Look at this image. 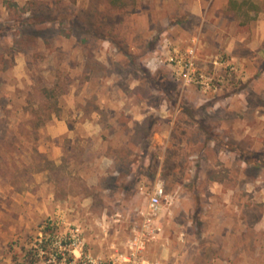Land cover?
<instances>
[{"label": "rangeland", "instance_id": "rangeland-1", "mask_svg": "<svg viewBox=\"0 0 264 264\" xmlns=\"http://www.w3.org/2000/svg\"><path fill=\"white\" fill-rule=\"evenodd\" d=\"M208 1L0 0V264H264L260 19Z\"/></svg>", "mask_w": 264, "mask_h": 264}, {"label": "crops", "instance_id": "crops-1", "mask_svg": "<svg viewBox=\"0 0 264 264\" xmlns=\"http://www.w3.org/2000/svg\"><path fill=\"white\" fill-rule=\"evenodd\" d=\"M250 1H252L251 6H252V9L254 10V13L258 14L256 16L258 17V19H260L256 21L255 23H252V28L254 29L255 27L256 29V38H254L252 42L249 41L246 43H244L245 42L244 40L246 39L248 41V39L243 36L239 37L238 39L235 38V40H238L240 43H243L250 50L252 49L253 51H255L257 55L261 53H263L262 55H264V52L261 51L260 40H259V38L264 39V0H250ZM211 3H213L214 5V0H209L207 2L208 8L210 7ZM243 3L246 4L245 1H243ZM195 4H196V7L194 9H196V11L194 10L193 13L200 14L203 11L201 0H196ZM261 16H263L262 20H261ZM70 132L71 130L68 128L65 121L56 120L55 122L52 123V125L48 126V135L50 136L51 141H52L50 143V147H48V150H47L48 158L54 160L55 162L60 161L61 156L64 154V149H62L58 140L60 136H70L69 135ZM126 148H128V143L126 144L124 142V143H121V145L115 147V149H117V152L115 154H106V153L99 154L98 156L101 158V163H102V165L100 166L102 167L104 164L111 166L114 162L118 161L119 158L122 157V153L125 152ZM111 174L117 175L118 171H115Z\"/></svg>", "mask_w": 264, "mask_h": 264}, {"label": "trees", "instance_id": "trees-1", "mask_svg": "<svg viewBox=\"0 0 264 264\" xmlns=\"http://www.w3.org/2000/svg\"><path fill=\"white\" fill-rule=\"evenodd\" d=\"M134 0H108L109 4L112 5L113 7L123 9L125 6L128 4L132 3ZM39 125L34 124L32 125L33 129H36ZM53 240V235L51 234H46L44 237L41 239V241H38L35 247H32L28 251V255L30 256V259L25 262V264H59L61 262L62 256L59 254L55 262L49 261L47 262V258L49 257V254L51 252V244ZM69 242L67 241H61L57 246H56V251L58 250L59 247H66ZM64 253H69V249H66L63 251ZM44 260H42V258ZM73 255L70 253V256L68 257L67 262H70L73 260Z\"/></svg>", "mask_w": 264, "mask_h": 264}, {"label": "built area", "instance_id": "built-area-1", "mask_svg": "<svg viewBox=\"0 0 264 264\" xmlns=\"http://www.w3.org/2000/svg\"><path fill=\"white\" fill-rule=\"evenodd\" d=\"M166 199V190L162 181L158 182L148 198V209L150 211H157L163 201ZM132 264H153L150 261H142L141 263H132Z\"/></svg>", "mask_w": 264, "mask_h": 264}]
</instances>
